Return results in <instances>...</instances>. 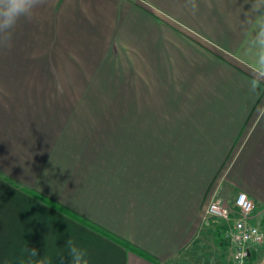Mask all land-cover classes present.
<instances>
[{
	"label": "crops",
	"instance_id": "crops-1",
	"mask_svg": "<svg viewBox=\"0 0 264 264\" xmlns=\"http://www.w3.org/2000/svg\"><path fill=\"white\" fill-rule=\"evenodd\" d=\"M254 2L43 0L17 21L10 46L0 43V264H69V240L89 264L178 263L195 251L221 264V223L204 209L222 186L248 195L264 230ZM37 43L65 48L85 75L112 76L96 84L113 95L85 97L74 114L50 91L92 84L42 64L52 52Z\"/></svg>",
	"mask_w": 264,
	"mask_h": 264
},
{
	"label": "built area",
	"instance_id": "built-area-1",
	"mask_svg": "<svg viewBox=\"0 0 264 264\" xmlns=\"http://www.w3.org/2000/svg\"><path fill=\"white\" fill-rule=\"evenodd\" d=\"M254 207L245 192L239 191L230 198L218 188L205 206V216L221 223L220 237L226 244L230 264H247L250 251L264 242V230L252 222Z\"/></svg>",
	"mask_w": 264,
	"mask_h": 264
},
{
	"label": "rangeland",
	"instance_id": "rangeland-1",
	"mask_svg": "<svg viewBox=\"0 0 264 264\" xmlns=\"http://www.w3.org/2000/svg\"><path fill=\"white\" fill-rule=\"evenodd\" d=\"M39 46V49H41L39 52H42L44 54H47V50L46 49H50L52 53H50V55L45 56L44 58L41 59L42 64L44 65H58V66H68L66 67L67 69H72L74 70L73 74H68L67 77V81H73L75 83V85H78L77 83H85V77L88 78V80L90 81L91 88L90 90L86 89H78L75 88L73 90H51L50 92L54 95L55 94V98H68L67 100L70 101V99L73 101V108H74V114H78L82 113V111L85 113V97H91V98H99L100 96L102 97H107L109 96L108 94H112L113 95V91H107L106 89L103 90L101 89L96 83L97 80H107L108 81H113V79L111 78L112 76H105V75H101L100 77L98 76V74L94 73V74H90V75H85V65L82 66H77V63H74L75 65H73V56H68V54L66 53L67 50L63 47H57L55 44H52L51 48H49L48 46H50L48 43H37ZM48 44V46H47ZM30 46V45H29ZM35 46V45H34ZM34 49V48H33ZM75 62L77 60H74ZM71 67V68H70ZM78 70H82L84 71V73H80L78 72ZM56 79H52V81H65V75L63 74H57L56 75ZM99 78V79H98ZM103 82V81H102ZM82 85V84H79ZM99 88H96L97 86ZM124 85V84H123ZM96 95V97L94 96ZM220 193L225 195V196H230L231 194L227 193L226 189L222 186V188L220 189ZM212 219V218H210ZM214 220V223L217 224V222L220 223L219 220L216 219H212ZM212 224V223H211ZM264 228V227H263ZM254 258L252 261V264H261L264 261V242L259 245L258 247H256L254 250ZM207 251H203V253L206 254ZM195 260L194 259H186L185 261L182 262H178V263H174V262H169L167 264H204L205 260H203V258H205L203 255H201L198 251H195ZM199 253V254H198ZM227 254V253H226ZM228 255V254H227ZM221 264H230L229 258L227 256V258L222 257L221 260Z\"/></svg>",
	"mask_w": 264,
	"mask_h": 264
},
{
	"label": "clouds",
	"instance_id": "clouds-1",
	"mask_svg": "<svg viewBox=\"0 0 264 264\" xmlns=\"http://www.w3.org/2000/svg\"><path fill=\"white\" fill-rule=\"evenodd\" d=\"M43 3V0H0V34H3V40L0 43L10 46L12 30L17 21L24 17L30 19L33 9ZM253 13L259 14V20L256 30L249 40V48L255 50V70L252 79L253 90L257 88V81L264 80V0H255L251 8ZM67 258L69 264H89L87 251L74 242H67ZM33 256L36 250H31ZM63 257L61 260L63 261Z\"/></svg>",
	"mask_w": 264,
	"mask_h": 264
},
{
	"label": "trees",
	"instance_id": "trees-1",
	"mask_svg": "<svg viewBox=\"0 0 264 264\" xmlns=\"http://www.w3.org/2000/svg\"><path fill=\"white\" fill-rule=\"evenodd\" d=\"M32 193H33V194H36L37 196H39V197H41L42 199L46 200L48 203L53 204V205H54L55 207H57L58 209H63V210H65V211H67L69 214H71L70 211H68V210H66L65 208L59 206L58 204H56V203L50 201L49 199H46L44 196L38 194L37 192H36V193H35V192H32ZM71 215H73V214H71ZM73 216H74V215H73ZM85 223L88 224L89 226L95 228L96 230H98V231L104 233L105 235H107L108 237L114 239L115 241H117V242H119V243H121V244L127 246V247L130 248L131 250L136 251L137 253H139L140 255L146 257L147 259L153 261L154 263L157 262V260L154 259V258H152L149 254L145 253V252L142 251V250L137 249V248L134 247L133 245H131V244L127 243L126 241H124V240L118 238L117 236L113 235L112 233H109V232L103 230L102 228L98 227L97 225H95V224H93V223H91V222H89V221H86V220H85ZM219 229H220V226L217 227L216 237H217V239H218L220 242H222L221 237H220V233H218V232H219ZM222 243H223V242H222ZM253 258H254V253H253V250H252V251H250V255L248 256L247 264H252Z\"/></svg>",
	"mask_w": 264,
	"mask_h": 264
},
{
	"label": "water",
	"instance_id": "water-1",
	"mask_svg": "<svg viewBox=\"0 0 264 264\" xmlns=\"http://www.w3.org/2000/svg\"><path fill=\"white\" fill-rule=\"evenodd\" d=\"M248 254H249V253H248ZM261 264H264V261H263Z\"/></svg>",
	"mask_w": 264,
	"mask_h": 264
}]
</instances>
